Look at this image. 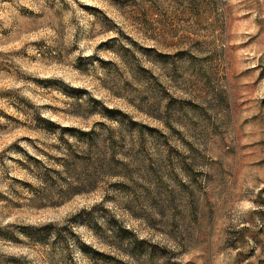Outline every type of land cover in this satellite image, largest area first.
<instances>
[{
  "label": "rangeland",
  "instance_id": "obj_1",
  "mask_svg": "<svg viewBox=\"0 0 264 264\" xmlns=\"http://www.w3.org/2000/svg\"><path fill=\"white\" fill-rule=\"evenodd\" d=\"M0 264H264V0H0Z\"/></svg>",
  "mask_w": 264,
  "mask_h": 264
}]
</instances>
